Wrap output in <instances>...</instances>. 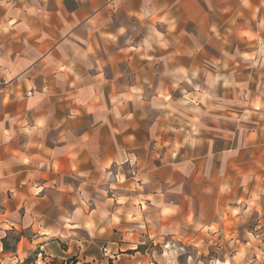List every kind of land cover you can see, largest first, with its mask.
Wrapping results in <instances>:
<instances>
[{
    "label": "crops",
    "instance_id": "0c3cea01",
    "mask_svg": "<svg viewBox=\"0 0 264 264\" xmlns=\"http://www.w3.org/2000/svg\"><path fill=\"white\" fill-rule=\"evenodd\" d=\"M238 173L264 174V0H0V264L19 228L127 256Z\"/></svg>",
    "mask_w": 264,
    "mask_h": 264
},
{
    "label": "rangeland",
    "instance_id": "374dc122",
    "mask_svg": "<svg viewBox=\"0 0 264 264\" xmlns=\"http://www.w3.org/2000/svg\"><path fill=\"white\" fill-rule=\"evenodd\" d=\"M127 176L132 174L127 171ZM210 178L209 191L199 193L201 197L192 201L187 215H176L171 221L159 219L152 228L140 229L133 237L136 248L127 251V256L119 255L124 231L120 228L95 237L90 244L82 235L73 240L58 235L48 240L52 247L35 245L26 252L22 249L28 245L21 237L31 241V233L19 228L4 237L15 253L7 252L3 264H22L26 258L31 259L28 264H264V174ZM47 194L40 207L41 227L54 224L60 211L56 192L51 189ZM19 214L24 216L21 208ZM60 250L66 253L55 257Z\"/></svg>",
    "mask_w": 264,
    "mask_h": 264
},
{
    "label": "trees",
    "instance_id": "16d2710c",
    "mask_svg": "<svg viewBox=\"0 0 264 264\" xmlns=\"http://www.w3.org/2000/svg\"><path fill=\"white\" fill-rule=\"evenodd\" d=\"M2 245H3V251L5 252H10V253H15V250H9V248L7 247L6 241L3 239L2 240ZM29 262H31L30 258H26L22 264H28Z\"/></svg>",
    "mask_w": 264,
    "mask_h": 264
},
{
    "label": "built area",
    "instance_id": "2783aa9c",
    "mask_svg": "<svg viewBox=\"0 0 264 264\" xmlns=\"http://www.w3.org/2000/svg\"><path fill=\"white\" fill-rule=\"evenodd\" d=\"M27 95H30V93L28 92Z\"/></svg>",
    "mask_w": 264,
    "mask_h": 264
}]
</instances>
